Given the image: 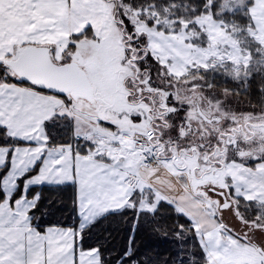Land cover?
<instances>
[{
  "label": "snow or ice",
  "instance_id": "6c2138e0",
  "mask_svg": "<svg viewBox=\"0 0 264 264\" xmlns=\"http://www.w3.org/2000/svg\"><path fill=\"white\" fill-rule=\"evenodd\" d=\"M102 9L125 74L93 115L68 77L96 76L77 58ZM245 98L264 105V0H0V264H264Z\"/></svg>",
  "mask_w": 264,
  "mask_h": 264
},
{
  "label": "rangeland",
  "instance_id": "374dc122",
  "mask_svg": "<svg viewBox=\"0 0 264 264\" xmlns=\"http://www.w3.org/2000/svg\"><path fill=\"white\" fill-rule=\"evenodd\" d=\"M104 14L97 18V24L106 25L102 33V44H97L95 40L86 39L80 42L77 63L83 65L85 69L95 66L97 69L96 76L90 81L95 89L97 103L91 105L84 100L77 101L79 107L93 115L100 112L101 103L106 106L117 102V97L112 94L114 87L123 88L124 70L119 69V62L123 59V45L120 42L121 30L117 29L113 22L110 10H101ZM131 74V73H127ZM197 105L202 99L201 95L193 98ZM242 108L248 106L242 102ZM208 102L205 101V109ZM241 125L246 121L250 122L254 119L250 114L248 116H239ZM260 149H264V141H261ZM260 149H253L259 151ZM177 188L182 187L179 183L175 185Z\"/></svg>",
  "mask_w": 264,
  "mask_h": 264
},
{
  "label": "water",
  "instance_id": "95a60500",
  "mask_svg": "<svg viewBox=\"0 0 264 264\" xmlns=\"http://www.w3.org/2000/svg\"><path fill=\"white\" fill-rule=\"evenodd\" d=\"M48 79L55 82L57 79H59V77L56 74H49ZM68 86L73 90V95L77 96V101L84 100L91 105L97 103L96 94L93 95L90 92L85 91L86 87H90L95 92V89L92 87L90 81L86 85L84 81H82L75 73H73L68 77Z\"/></svg>",
  "mask_w": 264,
  "mask_h": 264
},
{
  "label": "trees",
  "instance_id": "16d2710c",
  "mask_svg": "<svg viewBox=\"0 0 264 264\" xmlns=\"http://www.w3.org/2000/svg\"><path fill=\"white\" fill-rule=\"evenodd\" d=\"M245 99L248 100V98H245ZM248 103H250L253 106V108H257L261 111H264V105H261L257 98H252L248 100ZM248 103H245V104L248 106ZM139 243L142 245L144 241L141 240Z\"/></svg>",
  "mask_w": 264,
  "mask_h": 264
}]
</instances>
